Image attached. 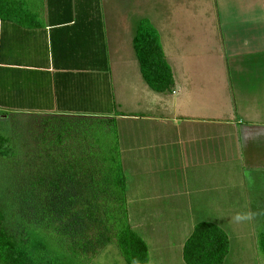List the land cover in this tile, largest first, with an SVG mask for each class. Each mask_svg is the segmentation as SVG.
I'll return each instance as SVG.
<instances>
[{"label": "crops", "instance_id": "crops-1", "mask_svg": "<svg viewBox=\"0 0 264 264\" xmlns=\"http://www.w3.org/2000/svg\"><path fill=\"white\" fill-rule=\"evenodd\" d=\"M220 6L219 27L237 20L248 37L230 38L228 49L222 34L214 41L213 51L225 62L215 83L191 76L196 56L166 55L174 79L171 92H155L135 74L133 58L126 56L133 37L125 39L122 20L104 18L102 0H22L19 20H0L3 123L10 114L16 121L115 117L128 219L148 246L147 264L179 258L185 263V242L199 222L223 229L228 254L231 249L222 213L205 206L215 197V205L221 204L229 188H236L230 187V178L245 176L246 163L228 165L230 142L235 147L246 130L264 131V122L253 117L255 109H264V0L238 11L237 18L225 15ZM113 88L116 94H111ZM230 91L235 117L224 115L232 110L227 104ZM260 160L254 158L248 167L264 168V157ZM181 209L207 211L210 219L200 215L188 220ZM263 230L254 232L256 248Z\"/></svg>", "mask_w": 264, "mask_h": 264}, {"label": "trees", "instance_id": "trees-1", "mask_svg": "<svg viewBox=\"0 0 264 264\" xmlns=\"http://www.w3.org/2000/svg\"><path fill=\"white\" fill-rule=\"evenodd\" d=\"M21 3L0 0V20H19ZM132 47L146 85L155 92H171L172 69L161 34L148 17L138 20ZM36 122L42 123L43 132L35 139H40V150L54 161L56 178L62 184H55L52 191L58 180L48 185L45 181L44 172L51 170V160L44 161L42 172H34L26 164L30 157L26 148L30 146L15 134L0 136V154L7 172L5 201L0 205V264H90L111 243L127 264H147L148 246L128 219L116 118L42 116ZM24 152L28 154L26 160ZM79 179L86 184L79 183ZM78 183L88 193L87 201L103 208L100 228L92 242L75 238L73 235L78 233H70L69 226L56 231L47 218L57 209L66 210L59 213L68 217L70 205L82 198L81 192H70ZM228 251L224 230L210 222H199L185 242L183 258L186 264H223ZM257 251L264 258V230L258 235Z\"/></svg>", "mask_w": 264, "mask_h": 264}, {"label": "rangeland", "instance_id": "rangeland-1", "mask_svg": "<svg viewBox=\"0 0 264 264\" xmlns=\"http://www.w3.org/2000/svg\"><path fill=\"white\" fill-rule=\"evenodd\" d=\"M102 1L105 8L103 9L104 18L106 17L108 22L113 21L114 16L119 20H122V30L126 40H128L131 35L133 37L138 20L141 17H148L159 27L166 55L196 56L195 60H191L192 62L195 61L194 63L197 64L191 67V76H194L197 79H211L214 80V83L219 81L220 75L225 72L224 59L219 56V53H215L213 51L216 44H214V41L217 39L218 43L222 34L225 40L226 48L228 49L230 47V43L228 42L230 38H235L236 40L238 38L242 40L246 39L249 35L248 30H240V28L237 27L239 25L237 20L232 21V26L220 28L218 25L216 5H221L220 7L224 10V14L230 18H237V16L241 15L238 11L252 5H257V0ZM177 36L181 37L179 42L178 39L180 37ZM126 52V56H131L133 58V64L136 70L135 74L139 75L140 80H142L139 72V65L131 42L130 45L127 46ZM225 58L226 60L228 59V54ZM250 62L253 63L252 58H250ZM119 89L120 87H118V95ZM214 92L217 93L215 88ZM114 93H117V88L116 92L113 88L111 94ZM220 94L221 93L219 92V95ZM216 98L217 97L214 96V99ZM234 102V95L230 91L227 104L232 108V110L231 112L227 111L226 114H224L226 117L236 116L234 114ZM256 113L259 114L255 115ZM10 116L11 118L7 117V120L5 121L6 123H3L0 113V136L4 133L15 134L19 136L21 140L25 141L28 146H30L26 148L29 155L24 152L22 157L26 160L28 156H30V159H27L28 163L26 164L34 172H42L45 167L44 161L46 160L49 162L51 160V170L44 172L46 177L45 181L48 185L49 183L58 180L59 178L58 176L56 178L54 172L55 170L53 169L55 166L54 161L40 150V139H35V137L43 132L42 123L36 122L38 119L35 118H21V120L16 121V118H12V114H10ZM253 117H256L264 122V109L262 112L255 109ZM249 136L253 137L250 140H247V137ZM255 137L257 138L255 139ZM236 144L234 147V145L230 142L228 165L239 166L241 163L242 165L246 163L245 176L243 177L242 174H237V177H235L237 179L233 180V178H230V187L234 186L236 188H229L227 197L221 204L215 205L218 202V200H216L218 197H215L211 199L212 204L205 207L210 210L215 209L213 210L214 212L222 213L221 219L225 223L226 229L229 231L231 249L224 264H264V258L258 254L256 239L254 238V232L257 234L259 231L264 229V168L252 169L248 167L251 165L250 161L254 158L258 162L264 157L262 154L264 151V131L261 130L258 132L255 130L250 132L246 130L242 139L238 135ZM33 168H36L37 170H33ZM38 174L39 173H36V176H38ZM58 182L60 185L62 184V181L59 180L54 182L51 187L52 191L56 189L54 185ZM78 182L83 185L86 184V182L82 179H79ZM6 184L7 172L4 168V163L0 154V205L5 201L3 193L6 188ZM78 185L71 188L70 192L71 194H75L77 191L81 192L82 198L78 199L75 204L70 205L71 208L68 213V217L65 216L64 213H59L66 212V210L61 209V211H59L57 209V212H53V214H50L49 212L47 218L52 220L51 224L55 226L53 229L56 231L59 230L61 232V229L69 226L68 229H71L70 233L72 231L78 233L76 235L71 234L75 238L90 240L92 242L100 228L99 218L102 215L103 208L94 202L89 203L86 199L88 193L83 187ZM53 200L56 201V198L53 197ZM192 207L191 209L195 208V206ZM54 210L56 211L55 208L53 211ZM181 210L184 211L181 213L189 218L188 220H196V217L200 215H205L204 219H210V216L207 215V211L185 212L184 209ZM191 216L193 218H191ZM161 219L167 221L168 217L162 216ZM90 264L127 263L121 256L117 246L114 243H111L101 249ZM150 264L158 263L154 259ZM167 264L185 263L179 258V260L176 261V259H173L172 262Z\"/></svg>", "mask_w": 264, "mask_h": 264}]
</instances>
